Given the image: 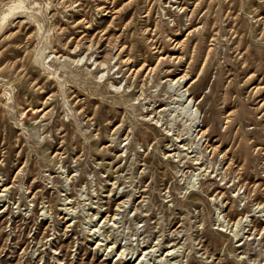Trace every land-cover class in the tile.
<instances>
[{
	"label": "rangeland",
	"instance_id": "374dc122",
	"mask_svg": "<svg viewBox=\"0 0 264 264\" xmlns=\"http://www.w3.org/2000/svg\"><path fill=\"white\" fill-rule=\"evenodd\" d=\"M0 264H264V0H0Z\"/></svg>",
	"mask_w": 264,
	"mask_h": 264
},
{
	"label": "bare ground",
	"instance_id": "6f19581e",
	"mask_svg": "<svg viewBox=\"0 0 264 264\" xmlns=\"http://www.w3.org/2000/svg\"><path fill=\"white\" fill-rule=\"evenodd\" d=\"M183 77H184V76H181V77L177 78L176 81H178V80H183ZM186 100H187V99H186ZM238 222H239V221H238ZM136 259H137V258H136ZM136 259H135V260H136ZM135 260H134V262H135ZM139 263H140V262H139Z\"/></svg>",
	"mask_w": 264,
	"mask_h": 264
}]
</instances>
